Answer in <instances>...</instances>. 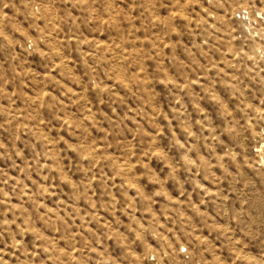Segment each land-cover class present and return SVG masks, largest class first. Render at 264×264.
Segmentation results:
<instances>
[{
    "label": "rangeland",
    "instance_id": "1",
    "mask_svg": "<svg viewBox=\"0 0 264 264\" xmlns=\"http://www.w3.org/2000/svg\"><path fill=\"white\" fill-rule=\"evenodd\" d=\"M0 264H264V0H0Z\"/></svg>",
    "mask_w": 264,
    "mask_h": 264
}]
</instances>
